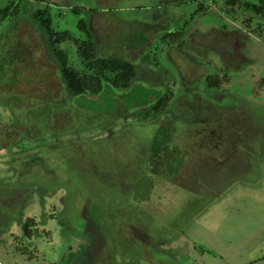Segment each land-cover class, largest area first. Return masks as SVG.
<instances>
[{"label": "rangeland", "instance_id": "obj_1", "mask_svg": "<svg viewBox=\"0 0 264 264\" xmlns=\"http://www.w3.org/2000/svg\"><path fill=\"white\" fill-rule=\"evenodd\" d=\"M25 2L16 17L0 12V146H10L0 149V264L262 259L264 17L237 6L229 16L224 0H62L52 8L54 29L84 39L79 21L97 23L100 54L152 43L150 55L130 56H142V83L65 103L44 38L31 26L39 5ZM78 6L85 10L73 12ZM178 31L188 39L181 47L161 41ZM61 46L84 70L76 46ZM168 87L173 111L165 121L146 108ZM45 99L56 105L35 120L42 127L31 115L16 122L15 111L45 107ZM33 155L38 163L25 169L21 161ZM28 218L37 223L31 238L22 230Z\"/></svg>", "mask_w": 264, "mask_h": 264}, {"label": "trees", "instance_id": "obj_2", "mask_svg": "<svg viewBox=\"0 0 264 264\" xmlns=\"http://www.w3.org/2000/svg\"><path fill=\"white\" fill-rule=\"evenodd\" d=\"M25 1H29L30 3H32V5H39V7L32 13L31 17L33 23H31V26L34 28L37 34L43 36L44 38L46 53L50 56L51 61L54 62L57 77L62 84L63 91L61 92V94L69 99V101H66L65 103L70 102L73 98L98 96L104 92L106 87H110L113 90L122 93L130 91L134 84H140L141 80L139 79V77L142 74V56L137 58L140 60L132 59L130 56L132 51L136 50H140L142 55H144L145 52L146 54L150 55L152 43L149 39H147L143 45H140L139 47L136 46L133 49H129L128 47L125 50L124 48H119V52H117L118 54L114 56L100 54V48L104 45V43L100 42L99 39H96V32L98 33L97 30H100L101 28V26L99 28L97 27V23L91 25L87 22V20L81 19L79 21V28L86 33V38L84 39L76 38L69 31H57L54 29L52 8H54V6L59 7L63 3L62 0H10L8 1V5L0 11L4 16V20L8 19V17L13 18L18 16L21 12V5ZM224 3L226 6L231 8L230 11L227 12L229 16H232L235 13L233 11V8L237 6L238 8L246 9L256 17H264V0H259L258 3H245L242 0H224ZM201 9H203V7ZM84 10L85 9H83V7L79 6L72 8V11L77 13H82ZM185 37H187L185 32L178 31L166 32L160 39L163 43H171L172 45L168 46L169 48H179L181 47V45L185 44L186 40H188L185 39ZM64 42H71L76 46L77 53L80 56L84 66V70H78L70 63L68 53L61 46ZM22 48L18 47L17 49L19 52H21ZM23 57L24 55H21L19 53V56L16 57V62H14L16 63L15 68L13 70H10V72H14L16 80L15 84L17 82V78L21 75L23 70V65H20L22 63L20 58L23 59ZM206 81L208 82L207 85L210 88L216 87L218 83V81L215 79V76H207ZM178 82H180V80ZM11 84L15 86L14 83ZM1 88H4L3 91L6 92L12 91L10 88L7 89V87L4 86ZM13 96L15 97V99L21 100L25 99L26 97H28L29 99L33 98L31 96L18 93L13 94ZM171 99L172 94L170 93V91H166L164 94H161L160 97H157L154 102H152L146 108V111L153 112L154 114L158 115H163L170 108L172 104ZM43 101L45 103L47 102L45 105L48 108L46 106H42L43 104H40V107H32V111H30L29 109L25 111L27 112L25 115H23L22 113L18 115L17 111H15L16 122L17 117L20 118V120H24L22 116L28 117V115H31L30 118H32L34 127H42V124H38L37 121L35 122V120L41 119L42 117L47 118V109H51V103L56 105L54 102L48 99L39 100L38 103ZM10 110L11 112H13L12 109H9V111ZM11 131H18L19 133L20 129L16 126L15 129H12ZM20 141L21 139L19 138L16 141V144H18V142ZM152 144L153 145L151 149L155 148L157 141H154V143ZM0 148L7 149L10 148V146H8L6 142H4V144L1 145ZM38 161V156L33 155L27 158H23L21 162L26 169L31 165L38 163ZM36 226L37 223L35 219L28 218L27 221L22 225L24 236L31 238L33 236V231L35 230L33 228H36ZM23 252L26 251L24 250Z\"/></svg>", "mask_w": 264, "mask_h": 264}, {"label": "flooded vegetation", "instance_id": "obj_3", "mask_svg": "<svg viewBox=\"0 0 264 264\" xmlns=\"http://www.w3.org/2000/svg\"><path fill=\"white\" fill-rule=\"evenodd\" d=\"M162 41V40H161ZM169 52H171V50H169ZM169 52H167V54H169ZM161 85V84H160ZM159 85V86H160ZM207 85V84H206ZM208 88H210V87H208ZM171 89V87H168V91ZM171 94H172V92H170ZM172 107V108H171ZM167 111H166V113L165 114H163V119L162 120H167L168 119V116L170 115V113H171V111H173V106H171ZM11 133V132H10ZM0 149H3V150H6V148H0ZM12 154H14L13 152H10V155H12ZM8 165H10V163H8ZM17 250V249H16ZM18 252H21L20 250H17ZM25 254V253H24ZM262 259H264V257L262 258ZM259 260H261V259H259ZM259 260H256V261H259ZM256 261H253V262H256ZM252 262V263H253Z\"/></svg>", "mask_w": 264, "mask_h": 264}, {"label": "water", "instance_id": "obj_4", "mask_svg": "<svg viewBox=\"0 0 264 264\" xmlns=\"http://www.w3.org/2000/svg\"><path fill=\"white\" fill-rule=\"evenodd\" d=\"M250 264H264V259H261L259 261H256V262H253V263H250Z\"/></svg>", "mask_w": 264, "mask_h": 264}, {"label": "crops", "instance_id": "obj_5", "mask_svg": "<svg viewBox=\"0 0 264 264\" xmlns=\"http://www.w3.org/2000/svg\"><path fill=\"white\" fill-rule=\"evenodd\" d=\"M77 253H78V252H77ZM79 253H80V252H79ZM79 253H78V254H79Z\"/></svg>", "mask_w": 264, "mask_h": 264}]
</instances>
